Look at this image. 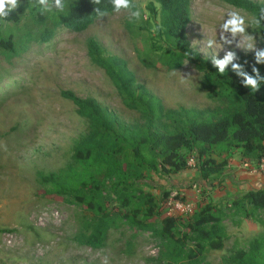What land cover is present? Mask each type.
<instances>
[{"label": "rangeland", "instance_id": "rangeland-1", "mask_svg": "<svg viewBox=\"0 0 264 264\" xmlns=\"http://www.w3.org/2000/svg\"><path fill=\"white\" fill-rule=\"evenodd\" d=\"M152 1L133 0L141 12L138 20L135 10L107 15L85 32L64 30L50 44L32 45L21 57L0 62V231H5L0 232V264H169L166 243L151 231L126 223L124 216L131 215L130 210L109 194H104L106 205L118 217V228L98 248L82 244L80 236L92 217L44 181L52 175L81 174L74 153L89 125L62 97V91L95 98L131 127L145 123L141 115L124 107L105 72L92 64L87 48L91 39L106 56L126 60L138 83L162 99L166 108L186 109L194 122L219 120L229 111L217 96L218 90L205 88L204 75L193 65L167 71L160 55L152 53L154 29L147 10ZM252 1L264 4V0ZM229 13L245 18L244 33L224 30ZM254 20L224 0H194L188 40L212 64L232 53L225 67L228 71L235 72L237 65L240 72L256 79V68L263 78L264 58L258 62L257 52L264 51V35ZM145 57L158 67H144L141 60ZM182 154L188 161L187 170L145 176L143 189L153 193L162 212L153 218L152 226L159 229L167 216L186 225L207 205L226 208L223 223L229 239L223 249L207 252L201 264H239L241 252L256 254L264 264V211L248 219L234 215L229 206L234 195L229 198L228 192L235 187L226 173L204 180L197 154ZM185 231L180 229L182 234Z\"/></svg>", "mask_w": 264, "mask_h": 264}, {"label": "trees", "instance_id": "trees-1", "mask_svg": "<svg viewBox=\"0 0 264 264\" xmlns=\"http://www.w3.org/2000/svg\"><path fill=\"white\" fill-rule=\"evenodd\" d=\"M193 1L153 0L148 4L154 29L150 47L153 54L160 55V64L167 71L180 70L189 63L204 75L205 88L218 90L217 96L229 107L221 119L194 122L190 119L192 112L166 108L162 99L138 83L126 60L106 56L94 39L87 44L92 64L105 72L124 107L141 115L145 123L131 127L95 98L61 92L89 125L88 134L74 153L81 174L52 175L44 177V181L53 185L56 194L68 196L92 217L80 236L86 246L100 247L109 232L119 226L104 194L112 195L122 208L130 210L131 215L124 216L126 223L151 231L166 243L169 264H201L207 252L223 249L229 239L223 223L227 209L213 205L194 214L186 225L181 226L177 217L167 216L160 228H155L152 220L162 212L153 193L143 189L147 173L178 174L187 170L189 165L183 151L197 154V167L204 180L223 174L228 166L224 155L233 149H241L244 157L258 163L264 158V81L259 80L258 90L252 91L245 86L243 75L226 68L220 74L214 64L191 48L187 30L192 22ZM224 1L252 15L264 35L263 3ZM63 3V11L46 12L35 0H21L7 18H0V62L21 57L32 45L50 44L64 30L85 32L97 20L117 13L111 0H100L99 4L93 0H63ZM97 9L105 15H97ZM175 43L178 47H174ZM141 63L150 69L158 67L150 57ZM229 206L234 215L253 218L258 211H264V189L244 193ZM182 227L186 230L183 234ZM238 259L239 264H262L256 254L241 252Z\"/></svg>", "mask_w": 264, "mask_h": 264}, {"label": "clouds", "instance_id": "clouds-1", "mask_svg": "<svg viewBox=\"0 0 264 264\" xmlns=\"http://www.w3.org/2000/svg\"><path fill=\"white\" fill-rule=\"evenodd\" d=\"M95 4H99L100 0H93ZM35 3L41 7L43 11L50 12L53 9H57L59 11L64 10V3L63 0H35ZM114 10L119 13L121 10H129L135 7V11L133 15L137 18V20L141 16V12L139 8L133 5V0H111ZM19 7V0H0V18H7L8 15L16 10ZM97 15H105V13H101L99 9L96 10ZM230 18L227 22L223 25L225 31H230L231 33L238 34L245 32V18L237 13H229ZM254 23L258 24V21H253ZM261 58H264V51L257 52V61L259 62ZM233 59V54L228 53L224 60H214L213 64L219 70L220 74H224V70L226 65ZM234 70L237 71L238 75H243L245 79V86L250 87L251 89L257 91L259 88V84L257 80L261 79L259 77V72L256 68H253V72L256 73V79L247 76L246 74L240 72L239 66L234 65Z\"/></svg>", "mask_w": 264, "mask_h": 264}, {"label": "crops", "instance_id": "crops-1", "mask_svg": "<svg viewBox=\"0 0 264 264\" xmlns=\"http://www.w3.org/2000/svg\"><path fill=\"white\" fill-rule=\"evenodd\" d=\"M224 158L228 160V166L223 173H226L228 182L235 187L228 192L229 198H232V195L234 199L237 198L239 196L237 192L244 194L252 190L264 189V171L259 168L257 161L244 157L241 149L225 154Z\"/></svg>", "mask_w": 264, "mask_h": 264}, {"label": "built area", "instance_id": "built-area-1", "mask_svg": "<svg viewBox=\"0 0 264 264\" xmlns=\"http://www.w3.org/2000/svg\"><path fill=\"white\" fill-rule=\"evenodd\" d=\"M259 167L262 171H264V158L259 162Z\"/></svg>", "mask_w": 264, "mask_h": 264}]
</instances>
